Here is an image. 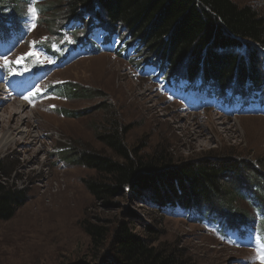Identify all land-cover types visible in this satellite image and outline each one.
I'll list each match as a JSON object with an SVG mask.
<instances>
[{
	"label": "rangeland",
	"instance_id": "374dc122",
	"mask_svg": "<svg viewBox=\"0 0 264 264\" xmlns=\"http://www.w3.org/2000/svg\"><path fill=\"white\" fill-rule=\"evenodd\" d=\"M235 1L264 16V0ZM66 2L62 0L60 5ZM22 8L32 21L15 51L7 55L0 51V85L25 100L15 103L26 104L22 116L30 117V125L22 129L32 137L26 140L25 133L15 131L14 140L5 143L15 121L9 128L5 127L7 120L0 124V176L10 175V180L27 188L29 201L13 219L0 221V264H98L95 257L100 252L91 248L86 222L116 228L125 219L155 247L176 250L193 264H264L255 240L222 239L211 226L188 223L184 211L160 213L128 196L116 200L118 210L104 208L84 184L97 178L95 171L72 162L76 153L84 150L111 156L96 139V131L117 118L129 130L128 144L143 149L144 154L164 150L177 164L209 156L240 157L258 168L264 163V114L254 115L248 107L235 112L217 109L219 95L200 89L187 75L164 64L146 66L149 70L143 76L125 58L106 52L123 46L121 29L100 34L89 48L96 54L82 56L47 78L39 74L26 91L15 67L30 56L42 65L50 63L34 45L50 35L46 23L55 20L48 17L49 12L41 15L38 23L31 11L34 6ZM135 54L136 62L140 61L142 53ZM23 73L32 78V70L23 68ZM56 84L70 85L77 92L71 96L45 94L48 86ZM200 94L208 105L204 110L172 98L184 96L190 102L193 98L197 105ZM238 207L257 220L246 201L240 200ZM131 211L136 214L134 220L127 219ZM240 234L228 233L229 237Z\"/></svg>",
	"mask_w": 264,
	"mask_h": 264
},
{
	"label": "trees",
	"instance_id": "16d2710c",
	"mask_svg": "<svg viewBox=\"0 0 264 264\" xmlns=\"http://www.w3.org/2000/svg\"><path fill=\"white\" fill-rule=\"evenodd\" d=\"M61 2L0 0V48L11 52L25 40L32 20L22 5H31L38 23L49 12L55 20L46 23L50 35L34 45L50 63L42 65L32 56L23 61L35 73L49 76L82 56L96 54L89 52L95 32L121 29L123 46L106 52L125 58L143 76L149 70L146 66L164 64L187 75L200 89L219 95L225 110L248 107L251 113H264V16L256 8L235 0ZM136 52L142 53L138 62ZM65 84L48 86L46 94L77 92ZM128 132L114 118L96 131V139L111 156L84 150L72 161L95 171L97 178L84 184L97 203L118 210L116 200L128 196L160 213L180 208L188 214V223L211 226L225 240L247 241L257 233L264 256V163L256 168L240 157L209 156L177 164L167 151L147 155L130 146ZM240 200L249 204L257 220L238 207ZM28 201L27 188L10 175L0 176V221L13 219ZM130 214L127 219L134 220L136 214ZM86 223L91 248L100 252L95 257L98 264H193L176 250L155 247L126 219L116 228ZM230 231L241 234L229 237Z\"/></svg>",
	"mask_w": 264,
	"mask_h": 264
},
{
	"label": "bare ground",
	"instance_id": "6f19581e",
	"mask_svg": "<svg viewBox=\"0 0 264 264\" xmlns=\"http://www.w3.org/2000/svg\"><path fill=\"white\" fill-rule=\"evenodd\" d=\"M1 80L2 79L0 78V81ZM0 88H3V89H0V103L2 101L5 103L3 104L1 108L0 124H3L2 122L6 123L5 121L7 120V125L5 127L9 128L11 127V122L15 121V129H10L7 132L8 137L5 139V143L12 142V140H14L15 137H13V135L15 131L16 133H19L20 135H23V133H25L26 140H28L29 137H32L31 136L32 133L29 131L27 132L24 129H22L23 126L27 128L30 125V117L22 116L23 114L22 110L27 108V106L24 103H17V104L15 103L16 101H19V100L20 101H25V100H21L20 96L13 95L12 91L8 90L4 86L0 85ZM3 97H6V98H3ZM12 102L14 103L12 104ZM9 104H12V105L10 106Z\"/></svg>",
	"mask_w": 264,
	"mask_h": 264
},
{
	"label": "snow or ice",
	"instance_id": "6c2138e0",
	"mask_svg": "<svg viewBox=\"0 0 264 264\" xmlns=\"http://www.w3.org/2000/svg\"><path fill=\"white\" fill-rule=\"evenodd\" d=\"M31 11H32V14H33V17H34L35 16V13H36V9L33 8V9H31ZM33 27H34V25H33ZM5 64L6 65L8 64V61H7L6 57H5Z\"/></svg>",
	"mask_w": 264,
	"mask_h": 264
}]
</instances>
